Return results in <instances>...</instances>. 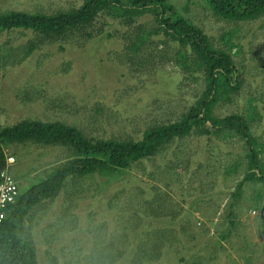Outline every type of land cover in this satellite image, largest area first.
I'll list each match as a JSON object with an SVG mask.
<instances>
[{"label": "rangeland", "instance_id": "1", "mask_svg": "<svg viewBox=\"0 0 264 264\" xmlns=\"http://www.w3.org/2000/svg\"><path fill=\"white\" fill-rule=\"evenodd\" d=\"M83 1L0 0V13L71 11ZM168 3L215 47L230 53L242 75L239 89L229 101L219 100L213 111L243 115L263 143L264 160V14L249 21L226 20L205 0ZM120 13H99L87 27L89 35L70 33L64 39L38 38L25 28L0 32V126L24 119L57 121L93 138L138 139L146 128L185 112L204 88L202 70L188 47L164 34L152 13L132 19ZM181 53L188 56L187 66ZM242 149L236 138L202 141L190 134L168 146L162 157L144 160L110 180L106 192L97 176L66 181L58 195L26 217L23 235L31 236L38 264H188L190 257L201 264H264L262 184L243 185L231 229L226 217L244 173ZM5 151L13 158L8 172L19 192L67 156L62 147L31 141L13 142ZM119 189L127 192L116 195ZM113 196L115 208L108 205ZM156 197L143 209L146 200ZM160 198L169 201L158 212L156 226L173 229L175 236L162 244L159 258L133 255L129 262L121 253L123 248L127 254L134 251L128 246L132 239L127 230L129 242L119 241L124 226L117 225V218L139 209L152 217L150 209H160ZM216 238L220 243L213 248ZM145 248L155 251L151 245Z\"/></svg>", "mask_w": 264, "mask_h": 264}, {"label": "trees", "instance_id": "2", "mask_svg": "<svg viewBox=\"0 0 264 264\" xmlns=\"http://www.w3.org/2000/svg\"><path fill=\"white\" fill-rule=\"evenodd\" d=\"M205 1L213 13L226 20L249 21L264 14V0ZM112 9L120 11V14L128 19L152 13L153 20L164 34H168L181 46L188 47L191 60L197 68L202 70L204 88L177 119L146 128L138 139L93 138L74 126L57 121L24 119L0 126V172L8 170L5 147L13 142L31 141L41 145L59 146L67 152L63 161L54 164L44 177L37 179L19 192L15 201L7 207L6 216L0 220V264H38L31 236L23 235L26 233L23 228L24 221L34 208L58 195L66 181L74 183L76 179L97 176L101 178L102 184H105L104 192H106L113 178L144 160L162 157L163 151L168 146L183 140L190 134L201 137L202 141L212 137L220 140L236 138L242 145L244 173L236 183L228 204L229 212L226 217L229 229H231L230 224H233L235 205L243 185L246 182H258L262 184L264 190V160L260 157L263 143L251 132L250 124L240 113L218 116L213 111L219 100L228 99L229 101L231 94L238 91L242 78L239 69L228 51L215 47L208 35L174 11L168 0H84L80 7L71 11L1 12L0 32L13 28H25L32 30L39 35L38 38L43 39H64L70 33L89 35L87 27L92 24L95 17L99 13L109 14V10ZM186 56L181 53L185 66L188 63ZM196 161H198L197 156ZM126 192V189H119L115 193L122 196ZM136 194H139V198L143 196L137 191ZM257 197L259 198L260 195ZM113 199L114 196L108 199V205L115 208L117 205ZM159 200L160 209L156 212L150 209L152 217L139 209L117 218V225L121 222L120 224L124 226V238L121 235L119 241L125 245L129 242L127 230L132 239L128 246L134 251L127 254L126 249L123 248L121 253V257L129 259V262L133 259V255L135 259L148 255L159 258L161 253L159 249L162 244L175 236L173 229L156 226L162 214L158 212L169 201H164V198L163 201H161L162 198ZM133 201L132 198L129 203ZM148 201L154 204L158 200L157 197L146 200L143 209L147 208ZM125 207L131 208L127 205ZM126 208L122 209L127 210ZM176 214L174 212L172 216L175 218ZM170 222H172L171 218ZM169 230H172L173 235ZM113 234L116 232L112 233V236ZM221 238L224 239L225 235L221 234ZM219 243V239L216 238L212 242V247H217ZM146 245H151L152 250L155 251H147ZM106 257L111 259L110 255ZM184 257L185 255L179 256L181 259ZM187 263L201 264L200 261H195V257H190Z\"/></svg>", "mask_w": 264, "mask_h": 264}, {"label": "built area", "instance_id": "3", "mask_svg": "<svg viewBox=\"0 0 264 264\" xmlns=\"http://www.w3.org/2000/svg\"><path fill=\"white\" fill-rule=\"evenodd\" d=\"M13 162L12 157L7 158V163ZM19 188L14 177L8 172L3 170L0 172V220L6 216L7 207L12 204L17 195Z\"/></svg>", "mask_w": 264, "mask_h": 264}]
</instances>
